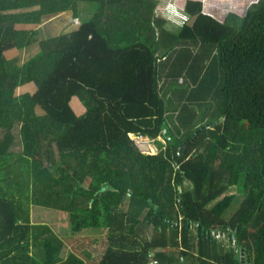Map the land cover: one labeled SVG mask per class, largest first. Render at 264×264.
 Masks as SVG:
<instances>
[{"label": "trees", "instance_id": "trees-1", "mask_svg": "<svg viewBox=\"0 0 264 264\" xmlns=\"http://www.w3.org/2000/svg\"><path fill=\"white\" fill-rule=\"evenodd\" d=\"M81 1L95 5L91 17L80 19ZM157 3L0 0V264H88L62 257L64 239L31 222L32 205L66 214L72 234L106 229L99 264H247L242 248L264 264V0H177L193 17L178 33L163 28ZM65 10L72 30L40 29ZM155 38L164 50L219 48L210 126L190 130L187 103L167 126ZM184 46L174 62L202 59ZM196 66L191 93L204 96L216 70ZM130 133L159 151H142ZM234 185L244 197L226 215Z\"/></svg>", "mask_w": 264, "mask_h": 264}, {"label": "rangeland", "instance_id": "rangeland-1", "mask_svg": "<svg viewBox=\"0 0 264 264\" xmlns=\"http://www.w3.org/2000/svg\"><path fill=\"white\" fill-rule=\"evenodd\" d=\"M80 19H85L91 17L96 11V7L92 3H83L79 7ZM163 15L161 14V17ZM42 28L48 33L57 34L60 32H68L75 27L74 16L72 12L65 11L54 15L53 17L43 18ZM183 21L178 23V28L181 27ZM164 24V23H163ZM171 30H176L172 26H168ZM190 43V42H189ZM153 47L157 51V56L159 58V86L161 95L165 98L167 113H166V123L167 126H174L175 123L179 124L178 113L182 110L184 104L186 103L191 107V110L195 112V118L191 122L190 130L194 129L198 125L203 126L204 124L215 122V111H217V105L220 102V96L217 95V89H219L218 83L221 82L222 78H218L220 73L219 65V48L212 45L207 49V51L200 50L199 47L193 43L185 44L184 48H188L192 55L200 53L201 58L195 59L188 62H174L178 52L181 47L178 46L176 49L161 47L157 38L154 39L152 43ZM38 47V46H36ZM38 48L31 51H25L22 56V61L26 60L30 55H32ZM164 50V51H163ZM201 59V60H200ZM208 64L210 69L216 70L214 82L209 92L204 96H199L191 93L195 87V81L192 74L197 72V64ZM221 75V74H220ZM186 93V97L182 98L181 93ZM189 99H188V98ZM189 126V125H187ZM186 126V127H187ZM2 133H0V138ZM135 139L136 144L140 149L147 153H157L160 149L159 143L154 138L147 135H137L132 134ZM158 139L165 142L164 136H158ZM139 143V144H138ZM143 143H148L152 148H146ZM21 142L14 144V149H21ZM90 177H87V180ZM228 192L237 193L234 202L231 207L226 211V215L233 212L240 204L244 194L240 192L239 186L234 185L228 189ZM34 209H30V219L34 223H46L51 226L52 229L62 237L63 245L60 254L63 258H66L70 253L76 252L82 258L86 260L88 264H99V260L103 253V250L110 242V237L108 236L106 229L100 230H87L78 233H71L70 219L65 218L66 214H63L57 208L47 207V206H37L32 205ZM31 206V207H32ZM67 216V215H66ZM152 227H146L148 234L151 233ZM196 231V227H194ZM214 235L226 242L228 245L231 242L227 231L216 230ZM232 243H235L233 240ZM231 244V243H230ZM185 264H198V261L193 258H187Z\"/></svg>", "mask_w": 264, "mask_h": 264}, {"label": "crops", "instance_id": "crops-1", "mask_svg": "<svg viewBox=\"0 0 264 264\" xmlns=\"http://www.w3.org/2000/svg\"><path fill=\"white\" fill-rule=\"evenodd\" d=\"M239 1L241 3L244 2V0H237L238 3H240ZM83 3H88V2L87 1L79 2V7ZM79 7H78V10H79ZM65 11H70V10H65ZM65 11H62V12H65ZM62 12H59V13H62ZM161 14L163 15L162 17H161ZM56 15H58V14H56ZM79 15H80V11H79ZM53 16H51V17H53ZM156 16L160 17L164 20L163 21V23H164L163 28L166 29L167 31H169L170 33H178L184 23H186V22L189 23L193 19V17L190 15V13H188L183 7H181L177 3V0H158L157 6H156ZM181 20L183 21V23H182L181 27L178 28L179 27L178 23ZM168 26H172L176 30H171ZM40 29H42V25H41ZM42 30L44 31V28ZM44 33H48V32L44 31ZM36 46H38L37 42L30 49H25V50L31 51L35 48H39V46L38 47H36ZM31 208L34 209L33 206Z\"/></svg>", "mask_w": 264, "mask_h": 264}, {"label": "water", "instance_id": "water-1", "mask_svg": "<svg viewBox=\"0 0 264 264\" xmlns=\"http://www.w3.org/2000/svg\"><path fill=\"white\" fill-rule=\"evenodd\" d=\"M210 125H211V124L208 123V124H206V125H203V127H205V126H210ZM107 186H108L107 184L104 185V186L102 187V189H105ZM246 256H247V260L249 261V260H250L249 254H247ZM244 259H245V251H244V249L242 248V249H241V260L244 261ZM247 264H250V263L248 262Z\"/></svg>", "mask_w": 264, "mask_h": 264}, {"label": "flooded vegetation", "instance_id": "flooded-vegetation-1", "mask_svg": "<svg viewBox=\"0 0 264 264\" xmlns=\"http://www.w3.org/2000/svg\"><path fill=\"white\" fill-rule=\"evenodd\" d=\"M215 232H216V230L213 229V230L211 231V234L214 235ZM246 255H247V254L245 253V259H244L243 262H247V263H248L249 261L247 260V256H246ZM249 263H250V262H249Z\"/></svg>", "mask_w": 264, "mask_h": 264}, {"label": "built area", "instance_id": "built-area-1", "mask_svg": "<svg viewBox=\"0 0 264 264\" xmlns=\"http://www.w3.org/2000/svg\"><path fill=\"white\" fill-rule=\"evenodd\" d=\"M133 133H130V135L132 136ZM138 135V134H137ZM140 148V147H139Z\"/></svg>", "mask_w": 264, "mask_h": 264}, {"label": "bare ground", "instance_id": "bare-ground-1", "mask_svg": "<svg viewBox=\"0 0 264 264\" xmlns=\"http://www.w3.org/2000/svg\"><path fill=\"white\" fill-rule=\"evenodd\" d=\"M139 144V143H138Z\"/></svg>", "mask_w": 264, "mask_h": 264}]
</instances>
